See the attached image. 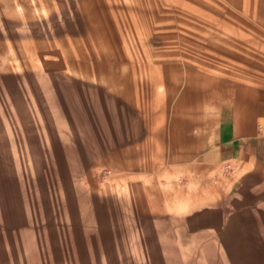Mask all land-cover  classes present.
I'll return each instance as SVG.
<instances>
[{
  "label": "bare ground",
  "instance_id": "1",
  "mask_svg": "<svg viewBox=\"0 0 264 264\" xmlns=\"http://www.w3.org/2000/svg\"><path fill=\"white\" fill-rule=\"evenodd\" d=\"M227 2L228 0H0V142L5 147L6 150L3 152L8 155L7 161L9 160L6 164L0 151V216L5 217L7 224L12 218V224L14 221L18 224L17 227L7 225L4 228L9 235L0 231V264H139L137 260L132 259L125 247H123L124 250L118 249L113 255L111 251L102 252L95 239L91 240L92 243L95 242L93 246H82L83 237L80 233L79 220L81 205L76 184L68 182L69 179L66 183L69 184L70 192L68 193L71 196H69L67 212L56 209L60 203L64 202V198L60 197L57 190L49 186L48 173L51 172L49 167L53 166L54 158L58 161L60 159V165L64 166L62 171L69 174L72 169L68 165L69 160L78 154L81 165L75 168L74 172L77 176L81 175L80 178L83 181L86 179L84 189L90 194V203H96L98 209V205H101L103 212L110 218L107 219L108 223H113L115 218L120 221L124 214H128V209L131 210L130 213H134L141 219L143 217L150 219L155 224L161 221L163 226L168 224L170 231L177 230V234L170 233L167 236L180 248L176 255H173L165 249L162 240L151 233L150 230H154L153 228L150 229L146 223L141 229L139 228L143 231H141L139 246H141V252L144 250L142 254L144 264H172L174 259H178L180 253L187 255L186 264H219L217 257L202 258L204 254L210 255L207 250H211L214 244L219 247V256L223 258L225 264H242L241 259L246 255L242 247L246 239H239L234 234H226L227 230L225 231L227 216L230 212L228 195L238 179L253 169L254 163L252 160L235 161L232 164L235 174L231 181L224 179L222 169L211 173L209 168H207L209 170L205 169L209 166L208 164L205 168L196 166L198 157L193 153L202 150L198 140L205 130L203 121L198 116L200 110H203L200 107L202 104L197 107L198 109L193 103L194 108L185 105L182 109L176 110L175 115H172L177 124L170 129L166 122L167 110L151 114L150 117L147 115L145 117L147 119L146 139L132 146L131 142L135 139L133 137L135 134L127 121L131 115L129 111L131 107L127 103H118V112L126 121L124 124L126 126L125 128L123 126L121 131L125 134L122 140L119 139L118 131L114 127V114L107 108L103 116H99L92 108L87 110L88 117L84 118L82 113L80 114L72 96L74 87L69 83V77H74L82 82L106 85L114 91L124 88V85L132 92L134 89L137 90V75L150 73L151 76H155L157 71L162 75L163 61L160 59L167 57L168 53L164 54V49L169 48L175 36L190 38L197 44L202 43L200 40L202 36H199L197 32H203L208 36L209 31L204 24L201 25L205 26L206 30H197L196 26L191 27L194 24L201 25L191 18H183L186 14L184 10L187 11L186 16H192L194 19L200 17L204 23H207L215 14L222 16L221 14L227 9L225 4ZM246 2L248 4L247 0H236L240 11L243 9L247 11ZM149 11H153L154 15H150ZM87 12L91 13L89 22L93 25L96 27L103 25L112 30L115 39L107 38L108 43H115L116 46L118 45L117 48H127L124 55L116 59L114 57L116 55H113L115 52L110 53L101 46L100 43L103 42L100 41V37L80 39L83 34L82 29L88 22L85 17ZM174 17L179 18L180 27L170 23L171 20H175ZM229 24L224 23L225 26L231 27ZM156 28L160 29L158 36L162 38L164 45L161 48L162 52H157L158 54L154 56L156 57L154 59L159 60L154 65L153 57L142 58L140 55L144 50L140 53L135 48L139 43L145 45L153 34L152 29ZM220 33L219 30V35ZM222 33L227 32L223 29ZM106 37H108L107 34ZM113 47L115 49V46ZM179 48L181 50V47ZM211 51L202 48L196 57L187 55L184 59L185 75L191 80L187 85L189 88H200L199 84L195 83V78L205 80L202 88L211 87L214 83L212 77L221 73V69L218 70L219 68H214L208 63V60H211L209 56L213 55ZM172 53L177 56L175 52ZM103 54L105 57L113 56L116 59L112 60L113 66L103 68L99 64V56ZM238 66L243 65L239 62ZM177 67L178 65L170 71L171 76H180V70ZM239 69L237 71H241ZM260 75H264V0H260ZM43 80L49 85L48 94H45ZM168 80L166 81L169 82ZM75 87L74 89L82 99L89 94V90L86 93L87 89L84 86L75 85ZM169 87H171L170 84ZM169 87L164 82L154 83L152 88H155L156 92L161 88L163 90L158 91L155 97L154 92L148 97L152 101L153 110L160 107L159 98L169 95ZM49 94L53 101H50ZM193 95L196 97V94L193 93ZM32 98L35 99V113L42 118L40 121L33 113L28 119L24 116L23 102ZM193 101L195 102V99ZM199 101L197 100L198 103ZM231 103L233 105V102ZM52 108L57 110V118L59 119L58 115L61 114L70 126L71 132H68L65 138H62L60 131L54 125L56 119L51 112ZM241 118L243 123L244 113ZM85 119H88L91 135L93 134V137L90 135V141L84 137L89 130L85 127ZM106 121L110 126L105 124ZM106 127L110 128L111 135L106 134ZM8 130L12 136L7 134ZM104 136L113 140L103 143L101 140ZM67 140L68 147L72 149L70 153L65 152ZM93 141L96 143L100 141L102 150L112 147L117 149L112 156L101 158L96 163V167H94V160H99L101 155L95 154L96 156L93 155L91 158L86 155ZM244 142L242 151L237 156L238 159L245 149L254 150L248 140ZM53 144L54 150L50 148ZM193 160H196V164L191 163ZM174 164H181L182 167L185 164L188 165L187 172L180 175V179L188 180V182L185 181L188 183L186 186H182L180 180L177 178L178 181L174 176L170 166ZM202 164L200 165L203 166ZM166 165H168L167 169L172 170L164 172ZM34 174L37 176L34 177ZM216 174L223 177V183L216 184L213 179V175ZM102 176L105 177L107 185L101 183ZM164 180L166 184H163ZM36 190H39V193ZM24 196H27L28 204L30 203V208L34 211L32 224L24 220L26 213V207L23 204ZM37 210L42 215H46L45 220L40 218ZM76 221L79 225H77L78 229L72 232L68 224L70 222L75 224ZM25 225L36 232L34 243L30 245L32 249L28 247L30 243L28 239L14 232L16 228H27ZM235 230L239 231V225L233 226V231ZM127 233L125 225L108 227L107 244L118 245V238L121 237H124L123 241L128 240ZM247 240L249 242V239ZM262 251L258 244L253 245L248 253L253 256V263L263 259Z\"/></svg>",
  "mask_w": 264,
  "mask_h": 264
},
{
  "label": "rangeland",
  "instance_id": "2",
  "mask_svg": "<svg viewBox=\"0 0 264 264\" xmlns=\"http://www.w3.org/2000/svg\"><path fill=\"white\" fill-rule=\"evenodd\" d=\"M247 1H248V4L246 2V4L248 5L247 11L246 10L244 11L243 9L241 10L242 11L241 12L240 9L236 5V0H228V2L225 3L227 6V9H225L223 14H221L222 16H219V14H215L213 18H210L207 21V23H204L202 21V18L200 17H198L199 19L197 18L194 19L192 18V16H186L187 11L184 10L186 14H184L183 18L184 17L191 18L195 22L197 21L198 24L200 25L204 24L206 26L205 27L202 25L199 26V25L194 24V25H191V27L196 26L197 30H202L206 28L209 31L208 36H206L207 34H203V32L201 33L197 32L199 36H202L200 37L201 38L200 40L203 43V44L202 43L197 44L193 42L190 38L185 39L181 36L178 37V35L176 34L177 36H175V40L173 41L174 44L173 43L170 44L169 45L170 49L169 48L164 49L165 51L163 52L164 54L168 53L170 55L167 54V57L165 59L164 58L160 59L161 61H163L162 62L163 63L162 75L159 71H157L155 76H151L150 73L143 74V75L141 74L137 75L138 76L136 78L137 80L136 89L137 90L134 89L133 92L129 89V87H126L125 85H124V88L123 87L118 88L114 91L110 89L109 87H107L106 85H102L96 82L95 83L94 82L90 83L86 81L82 82L79 79H75L74 77H69V83L72 84L74 88H76L75 85H80V86H84L87 89L86 93H88V90H89V94L85 95V97H83L84 99H82L81 96H79L80 94H78L77 90L73 88L72 96L74 97V100H75V105L77 107L76 109H79L80 114L82 113L81 115L84 118L88 117L89 113L87 112V110L89 108H92L97 111L99 116H103L104 110L107 108L110 112H113L114 114L113 116L114 122H115L114 127L118 131L119 139H122V140L123 138H125V134L122 133L121 131H122L123 126L125 128L126 125L124 124L126 123V121H125L124 116L118 112V103L119 104L127 103V105L131 107V110H129L131 111V115L128 117L129 119H127V121H128V125L129 124L131 125L130 129L133 130V134H135L133 136L135 137V139L132 140L131 142L132 146L136 144H140L146 139L147 130L145 129V125L147 123V119H145V117L147 115L148 117H150L151 114L153 115L157 112L167 110L166 122H168L167 123V125L169 126L168 129H170L173 125L177 124L176 119H173V115H175V113L177 112L176 110L182 109V107H184L185 105L190 108L191 107L194 108L193 103L196 104L195 107L196 109H198L197 107H199L200 104H202V106L200 107H202L203 110H200V112L198 113L199 119L203 121L201 122L205 126V130L203 133H201L202 136L198 140L199 142L198 145L199 147H202L201 148L202 150H199V151H196V153H193V154H197L196 156L198 157V159L196 158L198 161L197 164H196V160H193L191 163L195 162L196 166L198 165L199 167H202V168H205L206 166L209 165L205 169L209 168L211 173L222 169L225 175L224 179L228 181H231L233 179L232 178L233 174H235L234 173L235 168H234V165H232L233 163H235V161L240 160L242 162H246L248 160H252L254 163L253 169H251L250 171H247L238 179V181L236 182L233 188L234 190L232 189L233 191L231 190L228 195V199L230 203L228 207L230 209V212L228 213V216H227L228 220L226 224V227L228 229L225 228V231L227 230L226 234H230V233L234 234V236L236 235L237 237H239V239L240 238L246 239L245 240L246 244L244 243V246L242 247L243 253L246 254L244 258L241 259L242 264H252L253 263L252 262L253 256L248 253H250L254 244L256 245L258 244L263 249L262 253L264 255V207H262L264 205V190H263L264 189V79H263L264 75L263 76L260 75V0H250V2L249 0ZM170 7H172V5H170ZM217 12L219 11L217 10ZM247 12L249 13L247 14ZM148 13L150 15H154L153 11H149ZM85 15H86L85 17L87 18L88 22L86 23V25H84V28L82 29L83 34L81 35L80 39H86V38L97 39L100 37V41L103 42V43H100L101 46L106 48V50H108L110 53L115 52L113 55H116L114 56L116 59L117 57H120L124 55L125 52H127V48H123V47L117 48L118 45L116 46L115 43H108L107 38L111 40L115 39V35H113V32L111 29L103 25L96 27L91 22H89V17L91 16V13L87 12ZM196 16H198L197 13H196ZM174 18L175 20H171L170 23L174 25L176 24L175 26H177L178 24H180L179 18L178 17H174ZM224 23L226 24L230 23L229 25H231V27L225 26ZM219 26L222 29H220ZM245 26H247V28ZM178 27L180 26L178 25ZM150 28L152 27L150 26ZM223 29L227 33L223 34L222 33ZM219 30L221 32L220 33L221 35H219ZM159 31H160L159 28H156L154 30L152 29V33H153L152 35L154 36L152 37V35H150L151 37L146 42L145 45H141L139 43L137 47L135 48V50L139 51L140 53L143 50L146 51V53L143 51L145 54L143 52L141 53L140 56H142V58H145V56L146 57L150 56V57H153L154 59L156 58L154 57L156 54L162 52L161 48L163 47L164 44H163L162 38L158 36ZM249 32L251 33L253 32L252 33L253 35ZM106 34L108 37H106ZM175 43L177 44L175 45ZM222 43H224L225 46ZM108 44L109 45L111 44L112 46L110 45L111 46L110 47ZM113 46H115V49ZM179 47H181V50H179L180 49ZM110 48L112 49V51ZM190 48L193 50H189ZM202 48L209 49L210 51L214 50V51H211L213 55L209 56V59L211 60H208V63L213 65L214 68H217V69L219 68L218 70L221 69V73L219 75L212 77V80H214V83L213 85H211V87L202 88V86H204L205 84L203 83L205 82V80H203V78L202 79L195 78L194 81L196 84L197 83L199 84L201 90L200 88L191 89L187 86L188 83L191 82V80L185 75L186 73H185L184 59H186L187 55H192L191 57L193 58L196 57V54H200L199 50ZM146 49L148 50V52ZM185 49H187L189 52ZM194 50H196L195 53H194ZM253 51H256V52H253ZM172 52H175L177 56L173 55ZM243 52L245 53V55ZM239 53L241 55H239ZM114 57L113 56L105 57V55L103 54L99 56L98 62L100 65H102L103 68H108V66L109 67L113 66L114 61L112 60L115 59ZM103 58L106 60H104ZM158 62L159 60L154 59L153 64L155 65ZM239 62L242 63L243 65L242 67L238 66ZM247 64L249 66H247ZM176 65H178L177 69L179 68L180 70V76L178 75L171 76L169 73L174 68H176ZM238 69L241 71H237ZM223 75H225V77H223ZM123 80H125V77H123ZM166 80H168L169 82H167ZM43 81L44 82L42 84L44 86L45 94H48L47 90H48L49 85L47 84V82H45V80ZM157 82L159 83L164 82L165 84L168 85V87L170 84L171 87L168 88V91L170 92L169 95L167 96L168 98L165 95L164 96L166 98L164 96L159 98L161 100L160 107L153 110L152 101L148 97L152 95L153 92H154V97H155L158 91L161 92L163 90L161 88L156 92L155 88H152L154 83H157ZM200 82H201V85H200ZM188 88L191 91L188 90ZM135 91H136V95H135ZM199 91H200V94H199ZM192 92L196 94V97L198 98H196ZM127 93H129L130 95ZM102 96L104 98H102ZM48 97H51V94H49ZM193 99H195V102L193 101ZM196 99L198 101L200 100L199 103L197 102ZM51 100L53 101L52 97L50 98V101ZM83 100L86 104L83 102ZM34 101H35L34 98L29 99V100H24L23 105H22V109L24 108L23 109L24 116L26 117V119H28L31 116L30 114L33 113V114H36L35 116L37 120L40 121L42 120V118L40 117L39 114L35 113L36 110L34 109V106H35ZM231 102H233V105ZM156 106L157 105H155V107ZM144 109H148V110L146 111ZM51 112L54 113V116H55L54 119H56L54 121L55 122L54 125L56 129L60 131L62 138H65L68 135V132H71L70 126L64 121V119L61 117V114L58 115L59 119L57 118L56 109L52 108ZM243 113H244V122H243L244 124L241 122L243 120L241 118V116H243ZM4 122L6 123V120ZM240 122L242 124H240ZM84 123H85V127L88 128L89 130L87 134L85 135L83 134V135L86 138V140L87 139L89 140L91 132L89 128L88 119H85ZM7 124L8 123H6V125ZM105 124L110 126L107 121ZM239 126L242 128L238 129L240 128ZM106 129H107L106 130L107 133L106 132L105 133L107 135H111L110 128L106 127ZM236 131L237 132L240 131L242 132V134H239L240 132L237 133ZM7 134L9 136H12L9 130ZM91 136L93 137V134ZM112 140H113L112 138L104 136L101 142L104 143V142H108ZM244 140H248V143H251L253 145V149L255 151L252 150L251 148H250V151L249 149H245V152L243 153L244 155L242 154L240 159H238L237 156H239L238 154L240 151H242L243 144H245ZM65 142L67 146L65 152L66 151L67 153L72 152V149L68 147V140ZM1 143L2 142H0V151H2L1 154L4 156V162L7 164L9 162V160L7 161L8 155H6V153L3 152V150H6V149L4 146H2ZM167 144H168V141H167ZM54 146L55 145L53 144L50 148L54 150L53 148ZM225 149L229 150V152L225 151ZM116 151L117 149L114 147L102 150V148L100 147V141L97 143L96 141H93L92 146L89 147L88 152H86V155L87 156L89 155L90 158L95 154L99 156L101 155L99 160L98 159L94 160L95 162L94 167H96V163L99 162L101 158L104 157L105 159L106 157L112 156V154H114ZM199 154H201V156H199ZM78 155L73 156L72 159L69 160L68 165H70L72 168L69 174L68 172L65 173V171H62V169H64V166L62 167V165H60V162H59L60 159L58 161L57 158H54L53 166L51 167L50 165L49 167V170H51V172L48 173V176H49L48 181H49V186H51L53 190H57L58 194L60 193V197L64 198V202L60 203V205L56 208L58 211L59 209H61L64 213L67 212L68 205H69V202H68L69 196H71L68 193L70 192L69 184H67L66 182L69 179L68 182H70L71 184L72 183L76 184V188H77L76 192L78 194L79 203L81 205V216L79 220L81 222L80 233H81V236L83 237L82 246L90 247V245L93 246L95 242H98L99 249L102 252L111 251L113 255L118 251V249L120 251V249L124 250L126 248L125 250H127L129 255L132 256V259L137 260L139 264H144V261H142V254H144V250L141 252V246H139V242H140V235L142 231L140 229L146 223L147 225L150 226L149 227L150 229L151 228L154 229V230H150L151 233L157 235L162 240L163 244H165L164 245L165 249H167L168 252H171L173 255L174 254L176 255V252L179 251L180 248L176 245L174 240L170 241L167 236H169L170 233L177 234V230L175 229L173 230V232L170 231L168 224H166V226H163L161 221L158 222V224H155L150 219H146L144 217L143 219H141L139 216H136L134 213H130L131 210H128V209H127L128 214L126 215L124 214L123 218L120 221H118L115 218L113 223L107 222V219H110V218L103 212V210L100 207L101 205L100 204L98 205L99 206V209H98L96 203H92V204L90 203L91 201V197L89 196L90 194L86 192L84 189V186L86 185V179L83 181L82 178H80L81 175L77 176L74 172V169L75 168L77 169L79 165H81V161L79 160ZM200 164H202L203 166H201ZM167 166L168 165L165 166L164 172L170 169V168L167 169ZM170 166L172 167L174 171L173 174L176 177V179L178 178L180 180V183L182 184V186H186L188 184L187 183L188 180L184 178L183 179H180V178L183 172H187L188 165L185 164L184 167H182L181 164H174ZM179 169H180V172H179ZM34 175H35L34 177L37 176L36 174ZM213 177H214L213 179L215 180L216 184L223 183L222 176L216 174V175H213ZM70 179L74 180V182H72ZM163 182H164L163 184H166L165 180ZM101 183L103 185H107V182L104 176L101 177ZM24 188L25 190H27V187L25 186V184H24ZM38 191L39 190H36L37 193H39ZM24 199L25 200L23 201V204L26 207V213H25L24 220L26 223L32 224V220L34 218V211L32 208H30L31 206L30 203L28 204L27 196H24ZM37 212L39 213L40 218L42 217L43 220H45L46 215L45 214L42 215L39 210H37ZM240 216H242V218ZM237 218H238V221H237ZM12 220L13 218L7 224L5 217L0 216V227H1L0 231L7 233L4 230V228H6L7 225L17 227L18 224L15 223L16 221H14L12 224ZM77 225H78L77 221L75 224H73L72 222L68 224L72 232L77 231L78 229ZM121 225L123 226L125 225V228L128 232L127 234L129 235L128 240L124 239L125 241H123L124 237H121V238H118L119 239L118 245H115L113 243L107 244L106 234H108V227L110 228L112 226L120 227ZM236 225H239V231L237 230L233 231V226H236ZM15 230L16 231L14 232L19 233L21 237H23L24 239H28V241L30 242L28 247L32 249L33 247H30V245L31 243H34V240H35L34 234H36L35 230L30 229L29 226H27V228L25 229L16 228ZM6 235H9V234L7 233ZM94 239H95V242L92 243L91 240H94ZM247 239H249V242ZM218 249L219 247H217V245L214 244L211 247V250L210 249L207 250L210 252V255L204 254L202 258L204 259V257H208V256L209 257L211 256L214 258L217 257L219 264H225V262L223 261V258L219 256ZM263 255L262 257L264 259ZM262 257L260 255V258ZM263 259L261 260L258 259L253 264H262V262L264 264ZM186 261H187V255L184 256L183 253H180V255L178 256V259L176 260L174 259L172 261V264H186ZM77 262H79V260H77Z\"/></svg>",
  "mask_w": 264,
  "mask_h": 264
},
{
  "label": "crops",
  "instance_id": "3",
  "mask_svg": "<svg viewBox=\"0 0 264 264\" xmlns=\"http://www.w3.org/2000/svg\"><path fill=\"white\" fill-rule=\"evenodd\" d=\"M225 151H228L229 152V150H227V149H225Z\"/></svg>",
  "mask_w": 264,
  "mask_h": 264
}]
</instances>
